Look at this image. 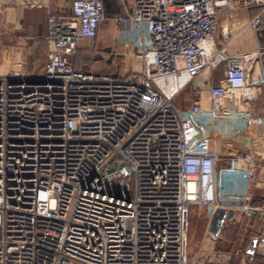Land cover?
<instances>
[{"label":"built area","instance_id":"built-area-1","mask_svg":"<svg viewBox=\"0 0 264 264\" xmlns=\"http://www.w3.org/2000/svg\"><path fill=\"white\" fill-rule=\"evenodd\" d=\"M22 7L45 11L47 61L39 78L0 73V264H189L192 210L211 220L220 207L221 157L192 147L175 100L222 63L223 79L188 111L247 116L264 130V113L253 114L264 45L229 54L228 29L216 43L224 14L258 9L247 28L263 31L264 0H133L116 18V44L140 68L122 75L72 62L80 41L97 40L104 0H73L69 17L40 0ZM254 133L230 170L264 187V131ZM258 234L264 256V224Z\"/></svg>","mask_w":264,"mask_h":264},{"label":"crops","instance_id":"crops-1","mask_svg":"<svg viewBox=\"0 0 264 264\" xmlns=\"http://www.w3.org/2000/svg\"><path fill=\"white\" fill-rule=\"evenodd\" d=\"M40 1L49 3L52 12L56 15L66 17L72 15L73 0ZM22 3L23 0H0V23L2 25L0 38L2 41L10 40L5 51L7 52L5 55L7 63L0 66V73L18 70L26 77L39 78L44 74V67L47 61L45 41L47 19L45 11L42 9H24ZM124 4L120 0H104L105 20L99 27L97 40L95 42L90 40L80 41L78 52L72 58V62L77 69L91 72L88 69L89 66L83 60L86 56L93 55L91 52L92 48L90 47L92 43L96 46L101 39H109L111 47L114 49L119 48L116 44V18L125 13L126 8L132 11L133 0H125ZM258 12V9H253L251 11L224 14L221 17L220 29H228L233 34H236V39L228 46L227 53L233 54L239 51L252 50L264 45V34H262L264 30L255 32L247 28L250 19ZM232 14L235 15L230 16ZM109 35H112L111 38L108 37ZM216 43L218 49L223 45L221 34L217 37ZM84 50L87 52L83 57ZM223 71L224 67L221 63L217 68L203 73L197 79L196 85H194L197 88L198 85L201 88H206L210 85L218 84L224 77ZM259 105H261L259 113L262 114L264 113V95L259 103L253 105V109ZM214 125L216 136L214 138L212 135L210 146L222 151L224 159L227 148L232 153L234 152V155L251 149L255 140V128L252 130L251 121L250 125L249 123L244 124L242 135L240 136L234 131L232 119H217ZM230 125L232 128H230ZM225 127L227 133H225ZM262 131H264L263 128H260L259 132ZM191 144L192 147L200 146V143L194 140L191 141ZM216 185L219 208L233 210L235 217L233 220L225 221L223 229L217 238H214L210 233L211 220L206 217L208 228L203 241V255L208 251L207 258L211 264H227L230 261L229 257L231 255L234 256L233 253L230 254V248L235 247V249H245L247 260L243 258L242 264H245L247 261L255 263L256 260H264V256L255 254L252 257L247 253L251 241L260 238L258 232L264 224V187L236 180L231 175L228 163L217 168ZM236 197L238 199H235ZM244 205L254 208L257 211V216L251 217L247 215L242 209Z\"/></svg>","mask_w":264,"mask_h":264},{"label":"rangeland","instance_id":"rangeland-1","mask_svg":"<svg viewBox=\"0 0 264 264\" xmlns=\"http://www.w3.org/2000/svg\"><path fill=\"white\" fill-rule=\"evenodd\" d=\"M235 14H232L230 16H234ZM221 21V20H220ZM2 31V25L0 23V32ZM222 32V29H219L217 32V37L220 36ZM264 34V31L263 33ZM112 35H109L108 37L111 38ZM10 41V40H9ZM8 40L2 41L0 45L1 50V57H0V66H3L7 63L5 59V55L7 54L6 49L9 45ZM110 42H112L110 40ZM92 48L91 52L93 55L86 56L84 58V62L89 66L88 69L91 72H100V73H112V74H126L127 72L132 71L133 69H139L140 68V62L134 55H130L121 48L114 49L109 44V39H101L98 41V45H94L93 43L90 46ZM89 50V49H87ZM87 52V51H86ZM85 50L83 51V57L86 55ZM197 83L196 81H193L190 86L186 87L178 97H176V104L179 108L183 109V115L185 120L190 122V137L194 141L204 145L208 148H215L210 146L211 137L215 138V122L217 119H212L208 116H197L194 114H191L188 110H190L193 103L196 101L203 99L206 101L207 99V89L209 87H202L198 85L195 86ZM195 84V85H194ZM261 105L257 106L254 109L253 114L259 115V108ZM220 119H232L234 123V131L235 133L242 135V129L244 128V124L252 125V130L254 128L260 129V127H256L255 122L248 118L247 116L241 117V118H229L227 116H224ZM230 128L232 126L230 125ZM246 129V128H245ZM231 131V130H230ZM229 131V133H230ZM225 133H227V129L225 127ZM233 133V132H231ZM215 140V139H214ZM217 149V148H216ZM219 155L221 157V161L219 162L218 167L222 166L225 163L229 164V167H231V158L234 155V152L232 153L227 148L225 151L226 157L225 159L222 157L223 153L222 151L218 150ZM208 228V220L206 218L205 210L203 208H195L191 212L190 216V228H189V264H211L208 260V251L205 252V255H203L202 248H203V241L206 236V231ZM249 238V237H248ZM247 238V239H248ZM248 241V240H247ZM237 248V247H236ZM245 249L243 248H237L231 247L230 248V254H234V256H230V261L227 264H242L243 258H246L245 256ZM229 254V255H230ZM245 264H264V260L259 259L256 260L255 263H249L248 261Z\"/></svg>","mask_w":264,"mask_h":264},{"label":"water","instance_id":"water-1","mask_svg":"<svg viewBox=\"0 0 264 264\" xmlns=\"http://www.w3.org/2000/svg\"><path fill=\"white\" fill-rule=\"evenodd\" d=\"M113 171L115 170H112L111 172ZM234 217H235V212L233 210L218 208L213 218L210 221L209 231L213 235V237L217 238L223 229L225 221L233 220ZM257 243H258V239H253L251 241L250 247L247 250V253L250 254L252 257H254L256 254Z\"/></svg>","mask_w":264,"mask_h":264},{"label":"trees","instance_id":"trees-1","mask_svg":"<svg viewBox=\"0 0 264 264\" xmlns=\"http://www.w3.org/2000/svg\"><path fill=\"white\" fill-rule=\"evenodd\" d=\"M109 74V73H108Z\"/></svg>","mask_w":264,"mask_h":264}]
</instances>
